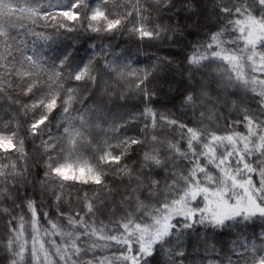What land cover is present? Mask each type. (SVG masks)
I'll use <instances>...</instances> for the list:
<instances>
[{
  "label": "snow or ice",
  "instance_id": "obj_1",
  "mask_svg": "<svg viewBox=\"0 0 264 264\" xmlns=\"http://www.w3.org/2000/svg\"><path fill=\"white\" fill-rule=\"evenodd\" d=\"M0 264H264V0H0Z\"/></svg>",
  "mask_w": 264,
  "mask_h": 264
}]
</instances>
